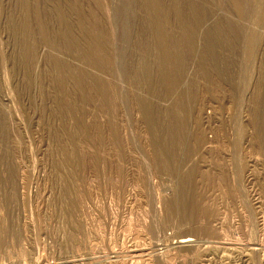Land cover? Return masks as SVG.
I'll use <instances>...</instances> for the list:
<instances>
[{
	"label": "rangeland",
	"instance_id": "obj_1",
	"mask_svg": "<svg viewBox=\"0 0 264 264\" xmlns=\"http://www.w3.org/2000/svg\"><path fill=\"white\" fill-rule=\"evenodd\" d=\"M263 253L264 0H0V264Z\"/></svg>",
	"mask_w": 264,
	"mask_h": 264
},
{
	"label": "bare ground",
	"instance_id": "obj_2",
	"mask_svg": "<svg viewBox=\"0 0 264 264\" xmlns=\"http://www.w3.org/2000/svg\"><path fill=\"white\" fill-rule=\"evenodd\" d=\"M206 230V229H205ZM255 242V241H254ZM256 243H254V245H255ZM259 244V243H258ZM175 245H176V249L178 248L179 250H181V249H193V247L195 246V240L193 239V237H186V238H182V239H180V240H178L176 243H175ZM260 245V244H259ZM257 245H255V247H256ZM175 248V247H174ZM224 249V248H223ZM254 249V252H259V250H261V249H259L258 250V247H257V249L256 248H253ZM252 249V250H253ZM258 250V251H257ZM233 251V250H232ZM226 252V251H225ZM251 253H253L252 251H251ZM257 254V253H256ZM255 254V255H256ZM264 254V253H263ZM254 255V254H253ZM251 256V255H250ZM257 256H259L258 254H257ZM264 257V256H263ZM232 258V257H231ZM254 260V259H253ZM247 264V263H246ZM252 264V263H251Z\"/></svg>",
	"mask_w": 264,
	"mask_h": 264
}]
</instances>
